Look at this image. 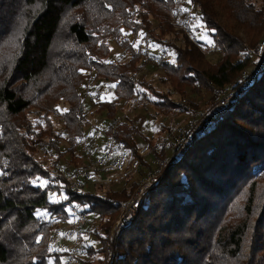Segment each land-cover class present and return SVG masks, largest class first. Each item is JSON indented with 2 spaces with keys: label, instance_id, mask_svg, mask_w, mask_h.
I'll return each instance as SVG.
<instances>
[{
  "label": "trees",
  "instance_id": "trees-1",
  "mask_svg": "<svg viewBox=\"0 0 264 264\" xmlns=\"http://www.w3.org/2000/svg\"><path fill=\"white\" fill-rule=\"evenodd\" d=\"M131 10L140 18L132 19ZM173 14L191 15L183 23L188 34L185 29L172 32L168 21ZM193 21L206 28L222 52L213 64L205 58L212 47L189 35L195 31ZM152 22L161 25L153 42L163 51L172 50L171 61L158 57L159 82L171 89L147 81L135 84L131 78L143 57L133 43ZM124 30L133 41L123 39ZM263 35L264 0H0V264H48L49 259L60 264L66 249L49 251L51 231L37 221L36 212L67 222L65 204L70 200L87 205L89 219L98 217L86 223L82 264L102 261L93 258L108 251L111 264H264V64L251 74L247 93L230 110L211 109L220 91L235 86L246 73L252 60L243 57L247 43L257 47ZM109 40L131 58L108 62ZM86 78L115 85L112 99L95 103V112H106L108 120L121 103L133 99L137 88L152 96V119L175 110L186 113L172 92L180 98L186 96L185 88L210 94L211 110L192 144L168 160L144 195L146 205L140 202L131 223L112 243L108 235L119 212L115 203L139 188L133 177L138 170L112 188L90 183L91 195L73 196L63 187L66 199L59 201L57 194L52 203L47 187L33 183L37 177L46 181L51 168L44 164L45 155L51 157L43 151L47 148L54 151L48 164L64 166L67 154L79 161L73 151L89 122L78 88ZM34 107L39 116L31 121ZM50 115L62 123L68 144L64 152L58 151L64 138L55 132ZM136 134L149 144L148 154L165 158L166 146L156 152L153 138L139 134L134 125L119 127L115 138L137 148ZM145 158L138 157L139 169L148 165ZM91 236L101 244L99 252L89 243ZM89 254L93 261L85 259Z\"/></svg>",
  "mask_w": 264,
  "mask_h": 264
},
{
  "label": "rangeland",
  "instance_id": "rangeland-1",
  "mask_svg": "<svg viewBox=\"0 0 264 264\" xmlns=\"http://www.w3.org/2000/svg\"><path fill=\"white\" fill-rule=\"evenodd\" d=\"M190 13L193 14V11H191ZM197 13H198V11L194 12L195 15ZM130 16H132V19H134V20L140 18L139 14L138 13L135 14V12L132 10L130 12ZM133 16H136V17H133ZM187 16L189 17L191 15L188 14ZM187 16L186 15L182 16L180 14H178V16H177V15L173 14L172 17L171 16L169 17L168 22H169V26L171 27L173 33L174 32H184L182 30L185 29L187 31L186 34H188L189 30H187V27L185 26V24L183 26V23L185 21V18L187 19ZM150 27L151 28L149 30H147V32H142L141 34H143V35L141 36V34H140L139 39L133 43V46L135 45V46H138L140 48V51L142 52L143 57H142L141 61L139 62L141 64L140 71L133 74L131 76V78L134 79L135 84H137L139 82L147 81L148 83L152 84V86L160 88L162 90L171 89V88H169L168 85L161 84L159 82V78L162 77V71L159 67L158 57L162 55V57L165 60L167 59V60L171 61L172 60V56H171L172 50L166 49V51L164 50L165 51L164 52L151 39V36L159 34V30H160L159 27H161V25L160 24L157 25V23L152 22ZM191 27H193L195 29V31L193 30V32L191 34H189L192 40L196 39V40L201 41L204 44H206L208 48L212 47V49L205 51L206 52L205 53L206 60L212 64L215 63L216 61H218L222 56V52H220V50L218 48H215V46L213 45L212 39L210 38L209 35H207L208 32H207L206 28L201 26L197 21H195V22L193 21L191 24ZM240 33H242V31H240ZM240 35L244 39V33H242ZM122 37L124 40H128L130 42L133 41L131 34L129 32H126L125 30L122 31ZM202 37H206V39H204ZM207 40H210L212 42L211 45L207 43ZM263 41H264V35L257 42V44H259L260 42H263ZM108 43H109V49H110V55H109L108 60H107L108 62L113 61V62H117V63L121 64V63L127 62L131 58V56L128 52H125V50L120 49L118 46H116V44L112 40H109ZM135 46H134V48H135ZM245 47H247V51L245 52L243 57L247 58L249 55H251V54L253 55L252 60L250 58L251 61H249L247 69L245 70L246 76L251 77V74H253V72L256 68V65H257V61H258L257 58L254 57V48L256 46H249L247 43V45ZM90 78H86L84 80V82L78 88V93H79V96H80V98L84 104L83 109H85V115H86V118L89 122L88 126L85 128V134H86L85 136H87V137L92 136V139L94 140L92 143V146L90 147V149H94L93 154L91 153V157L93 158V156L95 154H97L96 148L101 145L102 140L104 139V137H103L104 130L107 128H110V126H108V124H110L113 120H116L115 118L113 120H108L106 118V112L96 113L95 112V109H96L95 103L112 99L114 97L113 93H115V91H114V87H108L109 85H113V84L108 83V82H104V81H97V80L94 81L95 79H90ZM185 91L187 92L186 96L182 97V98L177 96L176 93L172 92L174 100L177 102L178 105H180V109H184L186 111V113H183V114H179L178 111L175 110L172 112L173 114H171L169 117L156 116L155 119H152L150 117V114L153 113L151 106L145 102H142V101L140 104L135 106L134 105V97L135 96H133V99L129 103H127L125 105L121 103L118 106V110H117V113L115 115V117L118 120H122V121L127 120L131 123V125L134 124V125H137V127H138V122H134L131 119H133L134 117L136 118L138 115L145 117V126L141 130L142 131L141 134H143L148 139L153 138V140L156 143L155 144L156 145V152H158L160 150L161 146H166L164 159L152 157L150 154H147L144 156V157H146L145 158L146 162H148V165L146 166L147 169L146 168L138 169L137 174L133 175L134 180L136 182L141 183L143 181V179L146 176H148L149 174H151V175L155 174V176H157L158 171L162 172L163 168L166 165V163L168 162V160H170L171 158H174L177 150L179 152L183 150V148L181 150H179V147L177 146V144L180 142L181 137H183V135L186 134V132L188 131L191 124L193 122H195V120H197L198 117H201V115L204 114V111H207V113H208L213 107L218 106L217 100H216V103L213 106H211V109L208 108V106H209L208 100H209L210 94H200V95L195 94V93L190 92L189 88H185ZM136 92H141V88H137ZM136 92H135V94H136ZM38 102L39 101H38V97H37V99L33 102L34 103L33 105H37ZM32 111H33V113L28 115V119L31 121H34V119L37 118L39 116V114H38V110L36 107L32 108ZM50 120L54 124L55 132L64 138V140L58 144V148H59L58 151L64 152L67 149L68 144L65 140L66 137L63 133L62 123H61V121L57 115H50ZM161 125L165 126L164 129H161ZM44 127L45 126H42V128H44ZM135 142H136V144H140L143 142V139L141 137L137 136V134H136ZM43 151L50 152L51 157L53 156L54 151L51 150L50 148H47ZM48 155L49 154L45 155L46 157H45L44 164L46 166L51 165V167H52L58 161H56L52 164H50V163L48 164V160L51 159V157H49ZM73 155L76 158H79V161L73 162L72 158H70L69 154H67V156H65L62 159V161L65 163V165H64L65 168H70V167L73 168V166L78 167L80 165H84L85 160H86V163H88L87 156L83 155V152L81 149V143L77 147H75V150L73 151ZM159 161L162 163L157 165V163ZM69 162H71V163H69ZM44 187H47V183L44 185ZM84 192L92 194V193H94V189L92 188V186H88L84 190ZM65 199L66 198L63 195L62 201H64ZM58 200L61 201L60 197ZM65 212L66 213L69 212L68 208H65ZM89 220L91 222H95V221L97 222L98 217L93 218L92 216H90ZM114 221H115V219L112 221V224ZM112 224H111V226H112ZM109 235H110V232H109ZM109 235H108V237H109ZM88 238H89V241L94 244L95 251L99 252L102 248L99 241L98 240L96 241L95 238L92 236L88 237ZM49 243L52 246V247L50 246L51 248L50 247L49 248L53 249L54 251H57L58 248H59V250H61V249L65 250V247H67L64 243H62L59 240L57 241V243L55 245H52L50 240H49ZM62 252H64V251H62ZM109 252L110 251L107 252L105 257L103 256V254L98 253V254H96V256L93 259L96 258V259L102 260L104 258V259L108 260ZM92 257H93V255L89 254V255H87V258H85V259L93 261V259H91ZM60 261H62L64 263L66 261L65 257L63 256ZM95 263L97 264V261H95Z\"/></svg>",
  "mask_w": 264,
  "mask_h": 264
},
{
  "label": "built area",
  "instance_id": "built-area-1",
  "mask_svg": "<svg viewBox=\"0 0 264 264\" xmlns=\"http://www.w3.org/2000/svg\"><path fill=\"white\" fill-rule=\"evenodd\" d=\"M250 56L253 58L252 54ZM254 57L258 61L253 73H258L264 64V41L257 44V47L254 48ZM241 74L235 86H228L220 91L217 98V105L219 107L230 110L234 103L247 93L250 77L246 76V73ZM141 101L150 104L152 102L151 94L148 92L143 95L141 92H136L134 105L137 106ZM206 115L207 111H204V114L191 124L186 134L181 137L180 142L177 144L179 149L192 144L193 135L199 131L200 122L205 120ZM125 124L128 125V123L121 120H113L109 124V134L104 136L101 145L97 148L98 152L93 158L88 150L90 138L85 136L80 141L82 152L87 156L88 163L78 167L65 168L60 162H56L51 167L46 178V198L50 203L55 201L57 194L62 198L64 195L63 187H66L69 194L73 196L85 193L84 190L90 183L95 186L112 188L139 169L138 157H144L149 153V144L144 143L140 147L130 148L124 141L117 140L115 133L120 126ZM175 156H177V153ZM160 163L162 162L159 161L157 165ZM161 173V171H158L157 176H160ZM157 176L155 174H149L143 179L139 188H137L128 200L115 203L119 205V212L110 228L109 243H112L113 236L121 228L131 223L133 216H135L141 204L140 202L144 201L143 204L146 205L147 201L144 199V195L147 189L154 183ZM100 198L104 200L103 195ZM65 208L69 210L67 213L69 218L67 222L59 220L56 216L48 213L42 217L38 216L37 221L50 229V242L52 245H55L59 240L67 246L65 247L66 255L64 256L66 261L63 264H82L81 260L84 256L82 237L88 221L89 208L77 200H70L65 204ZM57 251L60 252L59 248ZM110 258L111 251L109 252L108 260L106 259L105 262L100 264H111Z\"/></svg>",
  "mask_w": 264,
  "mask_h": 264
},
{
  "label": "crops",
  "instance_id": "crops-1",
  "mask_svg": "<svg viewBox=\"0 0 264 264\" xmlns=\"http://www.w3.org/2000/svg\"><path fill=\"white\" fill-rule=\"evenodd\" d=\"M115 119L116 120H118L116 117H115ZM131 120H133L134 122H138V127H137V125H134V124H132V125H134L135 126V128H138L137 130H138V132H139V134H141L142 133V129H143V127L145 126V117H142V116H140V115H138L136 118L134 117L133 119H131ZM122 121V120H121ZM125 121V123H128V125H126L125 124V126H129V125H131V123L129 122V121H127V120H124ZM108 126H109V124H108ZM122 126H124V125H122ZM121 127V126H120ZM119 129V128H118ZM105 130H108V132H109V128H107V129H105ZM108 132H106V133H103V137L106 135V134H108ZM143 135V134H142ZM135 136L136 135H134V138H135ZM147 138V137H146ZM138 146H141V145H143V142L142 143H140V144H137ZM99 147V146H98ZM97 147V148H98ZM96 148V149H97ZM97 152H98V149H97ZM89 243H90V241H89ZM92 245H94L93 243H92ZM95 249V248H94ZM106 256V255H105ZM104 259V258H103ZM102 259V261H97V264H100V263H103V262H105L106 261V259H104L103 260ZM96 264V263H95Z\"/></svg>",
  "mask_w": 264,
  "mask_h": 264
},
{
  "label": "snow or ice",
  "instance_id": "snow-or-ice-1",
  "mask_svg": "<svg viewBox=\"0 0 264 264\" xmlns=\"http://www.w3.org/2000/svg\"><path fill=\"white\" fill-rule=\"evenodd\" d=\"M188 2L190 3L191 0H188ZM182 11H187V9H182ZM142 35H143V34H141V36H142ZM202 38L206 39V37H202ZM207 43L211 45L212 42H211L210 40H207ZM134 46H135V45H134ZM108 87H115V85H109ZM63 111H67V110H63ZM37 181L39 182V185H40L41 187H43V186L47 183L46 181L40 180L39 177H37L36 180L33 181V183L36 184ZM36 215L39 216V217H42V216L46 215V213H44V212H40V211H37V212H36ZM61 235H63V234H61ZM85 239H87V237H85ZM37 241L39 242V238H37ZM49 251H53V250H52V249H49ZM60 251H64V250L61 249ZM48 264H53V260H52V259H49V260H48ZM60 264H63V262L61 261Z\"/></svg>",
  "mask_w": 264,
  "mask_h": 264
}]
</instances>
